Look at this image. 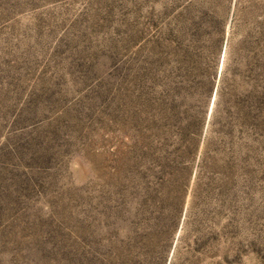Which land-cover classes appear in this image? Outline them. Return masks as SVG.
I'll use <instances>...</instances> for the list:
<instances>
[{
	"label": "rangeland",
	"instance_id": "1",
	"mask_svg": "<svg viewBox=\"0 0 264 264\" xmlns=\"http://www.w3.org/2000/svg\"><path fill=\"white\" fill-rule=\"evenodd\" d=\"M0 264H264V0H0Z\"/></svg>",
	"mask_w": 264,
	"mask_h": 264
}]
</instances>
